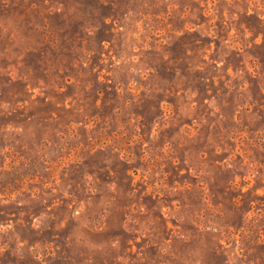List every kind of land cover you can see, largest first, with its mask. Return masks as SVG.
Here are the masks:
<instances>
[{
  "label": "rangeland",
  "instance_id": "374dc122",
  "mask_svg": "<svg viewBox=\"0 0 264 264\" xmlns=\"http://www.w3.org/2000/svg\"><path fill=\"white\" fill-rule=\"evenodd\" d=\"M0 264H264V0H0Z\"/></svg>",
  "mask_w": 264,
  "mask_h": 264
}]
</instances>
